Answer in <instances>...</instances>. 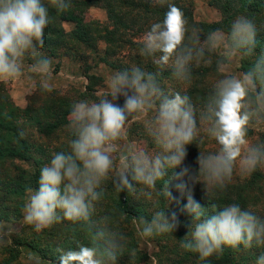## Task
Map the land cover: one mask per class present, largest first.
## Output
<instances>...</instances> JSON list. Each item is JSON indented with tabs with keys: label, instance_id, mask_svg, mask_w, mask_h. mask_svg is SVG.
Here are the masks:
<instances>
[{
	"label": "clouds",
	"instance_id": "clouds-1",
	"mask_svg": "<svg viewBox=\"0 0 264 264\" xmlns=\"http://www.w3.org/2000/svg\"><path fill=\"white\" fill-rule=\"evenodd\" d=\"M72 7V0H0V83L22 77L26 65L34 73L51 77L52 61L41 51L51 22L49 9L60 14ZM199 32L188 27L178 7L168 4L163 21L151 25L146 33L140 53L157 66L171 63L174 77L183 85L191 84L193 65L211 63V53H217L221 72L228 67L224 60H242L254 53L256 27L244 17H238L227 33L211 31L203 44ZM107 88L97 101L72 106L68 150L54 152L40 169L38 188L27 189L24 221L36 233L68 222L73 231L89 236L88 244L58 249V264H118L128 237L118 231H93V216L105 195L103 186L111 181L116 192L133 195L139 191L148 201L154 196L171 201L175 199L171 182L164 178L178 168L173 173L178 181L174 187L187 193L185 209L192 217L181 241L184 250L207 260L222 256L225 249L238 252L241 246L244 250L253 245L264 247V219L236 203L221 209L213 204L212 215H208L191 195V186L197 183L207 196L210 191H224L237 163L248 173L264 166V144L247 139L250 127L264 123V54L256 57L243 76L226 73L216 80L213 94L199 108L187 94H166L157 74L135 65L115 72ZM146 118L148 134L159 151L121 152L127 125ZM202 132L218 143L219 150L200 152L198 170L182 167L188 146ZM160 182L163 187L158 189ZM137 223L143 238L174 233L179 225L176 214L165 209L154 211L150 219L141 216ZM256 264H264V252Z\"/></svg>",
	"mask_w": 264,
	"mask_h": 264
},
{
	"label": "trees",
	"instance_id": "trees-1",
	"mask_svg": "<svg viewBox=\"0 0 264 264\" xmlns=\"http://www.w3.org/2000/svg\"><path fill=\"white\" fill-rule=\"evenodd\" d=\"M72 2L73 7L64 13L58 14L54 9H49L51 22L45 29V45L41 51L50 59L59 57L77 59L83 64L82 74L87 81L97 78L89 73L88 52L100 58L99 62L111 69L130 70L128 67L123 68L122 65L111 62L107 57L116 55L115 50L122 49L126 44L123 41L124 37L129 33L146 34L151 25L162 22L168 11V4H173L181 10L190 29L192 27L200 29L198 36L201 44L211 31L216 29H221L225 33L230 31L232 23L238 17L250 20L256 27V43L253 55L240 59L239 70L243 74L250 70L256 57L264 54V0H208V6L216 9L221 16L218 22L212 24L194 23L191 11L179 0H165V3L158 5H154L151 0L139 2L137 0H72ZM100 4L106 11L109 25L103 27L94 23L85 24L84 12ZM68 23L74 24L71 31H66L64 28ZM102 44L105 46L100 50ZM130 45L136 46L135 43ZM142 45L138 44L137 47L140 49ZM208 55L206 52V56ZM210 55V64L192 66L191 84L179 85L184 89H180L179 86L174 89L165 88L166 83L178 82L173 75L174 70L171 65L159 71L157 79L165 93L187 94L197 108L201 107L213 94L215 81L221 78L217 65L218 56L214 53ZM132 60L135 66L155 73L157 65L152 60L149 62V57L136 54ZM59 68L60 65L55 67V74ZM88 91L92 92V89ZM71 96L69 91L39 86L35 93L27 98L26 108L21 109L13 103L8 92L0 85V221L10 222L22 218L21 212L25 207L23 202L28 196L27 189L38 188L39 167L43 162L41 158L37 159L34 156L35 149L46 155L48 159H51L54 152L68 150L71 136L67 127V109L73 104H71ZM253 137L254 132L249 128L247 139ZM259 138V143L264 144V135H260ZM219 147L215 140L202 132L200 139L194 143L186 157L185 161L188 165L182 166L198 170L196 160L200 152L215 153ZM18 163L27 164L30 171L24 169L22 165L19 166ZM164 179H167L166 176ZM103 187L105 195L97 205V215L93 216V231L101 230L107 234L118 231L125 234L128 237L127 247L135 243V233H140L137 223L139 217L150 219L154 211L166 209L168 206V200L162 197L154 196L148 201L139 191L133 195H129L127 191L116 192L111 181ZM162 187V182L157 184L158 189ZM191 195L208 215H212L213 204L217 209H221L225 205L236 203L242 209L252 211L264 219V166H257L255 171L248 173L237 163L232 181L224 191H210L207 196L203 185L197 183L191 186ZM181 200L182 198H178L174 201V209L181 210V213L176 215L178 228L174 233L154 237L159 250L154 256L156 264H256V259L264 252V247L258 248L253 245L250 249L244 250L241 246L238 252L225 249L222 256L213 255L207 260H201L197 253L184 250L181 241L191 227L192 217L182 207L184 201L181 203ZM112 217L113 219L110 220ZM125 226L129 227V231ZM170 240L178 241L177 247L180 250L170 249L162 243ZM82 243H89L87 233L82 237ZM4 251L7 255L4 264L16 263L24 257L33 258L36 264H58V258L50 256L52 249L43 247L41 242L34 238L22 239L15 236L13 243Z\"/></svg>",
	"mask_w": 264,
	"mask_h": 264
},
{
	"label": "rangeland",
	"instance_id": "rangeland-1",
	"mask_svg": "<svg viewBox=\"0 0 264 264\" xmlns=\"http://www.w3.org/2000/svg\"><path fill=\"white\" fill-rule=\"evenodd\" d=\"M137 1L139 2L141 0ZM207 1L208 0H179V2H181L185 7H187L189 11H191L194 23H216L220 20L221 16L216 9L208 6ZM151 2L154 5H158L160 3V0H151ZM102 6L103 5L100 4L86 10L84 12V23H94L103 27L108 26L109 22L107 19V14ZM64 28L66 29V31H71L74 28V24H65ZM145 35L146 34L133 35L132 32L129 33V35L124 37L123 41L126 42V44L123 45L122 49L120 48L119 50H115L117 51L116 55L108 56L107 59H109L111 62L122 65L123 68L124 66L131 68L134 65L132 60L133 56L136 54L142 56L140 53V49L137 47V45L143 44ZM130 43L132 45L133 43H135L136 46H131ZM104 46L105 45L102 44L100 46V50H102ZM214 54L217 55V53ZM88 55L89 57L87 59V67H89V73L97 77L96 80L87 81L85 79L84 75L82 74L83 64L79 63L77 59H73L71 57H59L56 59H51L52 74L50 78L42 76L38 73H34L26 65V71L22 77L18 79H13L8 82L0 83V85H2V87L8 92L11 100L17 107H19V104H25V107L21 109L26 108L27 98H29L32 94L35 93L37 87L44 86L45 83L50 88L59 89L62 91H69L72 95L70 97L72 101L71 104L73 103L67 109V118H69L71 108L75 103H78L80 101H97L99 97L104 95L108 91L107 85L110 81L111 76L118 71L114 70L113 68L111 69L104 63L99 62L100 58H96L91 52H88ZM158 55L159 54H157V56ZM151 60L152 58L149 57V62H152ZM30 63L31 61L28 62V64ZM225 64H227L228 67L224 70V72H221L218 69L221 77L226 73L238 76L244 75L239 70L240 59L237 58L232 60L231 62L226 60ZM58 65H60V68L55 74V67ZM169 65H171V63L165 66H157V68L155 69V73L157 74L159 71H162ZM179 85L180 82L175 83L174 81H172L166 83L165 88L174 89L176 86ZM182 88L183 87H180V89ZM89 89H92V92H89ZM147 128V118L144 121L130 122L127 125L126 140L120 142L121 152H123L124 154L136 150H143L149 153L158 152L159 149L155 145L153 139L149 136ZM250 129H252L254 132V137L249 140L250 143L260 144L259 136L264 135V123L256 124L250 127ZM193 145L194 143L188 146V153L192 149ZM35 151L36 152H34V156H36L37 159H42L43 163L39 167L41 169L43 165L49 163L50 159H48L46 155H42L39 150L35 149ZM18 165H22L24 169L30 171V169H28L27 164L25 165L18 163ZM184 165H188V163L185 161ZM174 171L178 172L180 171V169L178 168L175 170H170L166 174V180H169L171 182L170 188L172 191V195L175 197V199L171 200L170 202L168 201V206H166L165 210L169 214L174 212L176 215H178L181 213V210L174 209V201H176V199L178 198H182L180 202L182 203V201H184L182 207L185 208L187 204V193L181 194L179 191L174 192L177 191L174 185L178 183V181L173 178ZM28 196L27 198H25L23 206H25ZM5 206H7V203L5 204ZM149 211L151 212L152 210ZM95 215H97V213H95ZM21 217L22 218L10 222L0 221V263L2 264H4L7 258L6 252L4 250L6 249V247H9L13 243V239L15 238V236L21 237L22 239L34 238L39 240L43 247H50V249H52V254L50 256H56V258H58L59 256V253L57 251L58 249H76L78 245L83 244L82 237H84L86 233L84 234V232L80 230L73 231L72 226L68 222L56 224L50 230H46L41 233H36L31 226L25 223L24 210L21 212ZM112 219L113 217L110 218V220ZM96 221H98V219ZM125 227L127 231H129V227ZM154 240V237L143 238L141 237L140 233H135V243L131 245L129 244L128 247H126L125 251L120 255V258L118 259V264H156L154 256L159 250ZM162 243L166 244L167 247H169L170 249L180 250V248L177 247L179 244L178 241L170 240L168 242L163 241ZM124 259L127 260L124 261ZM35 261L36 260L31 257H24L21 258L18 262H14L12 264H36Z\"/></svg>",
	"mask_w": 264,
	"mask_h": 264
},
{
	"label": "crops",
	"instance_id": "crops-1",
	"mask_svg": "<svg viewBox=\"0 0 264 264\" xmlns=\"http://www.w3.org/2000/svg\"><path fill=\"white\" fill-rule=\"evenodd\" d=\"M20 108H24L25 107V104H23V105H18Z\"/></svg>",
	"mask_w": 264,
	"mask_h": 264
}]
</instances>
